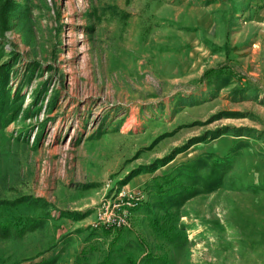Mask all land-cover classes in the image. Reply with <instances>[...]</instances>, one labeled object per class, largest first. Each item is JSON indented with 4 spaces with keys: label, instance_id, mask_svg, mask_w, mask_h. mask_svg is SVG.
Masks as SVG:
<instances>
[{
    "label": "rangeland",
    "instance_id": "obj_1",
    "mask_svg": "<svg viewBox=\"0 0 264 264\" xmlns=\"http://www.w3.org/2000/svg\"><path fill=\"white\" fill-rule=\"evenodd\" d=\"M0 225V264H264V0H0Z\"/></svg>",
    "mask_w": 264,
    "mask_h": 264
},
{
    "label": "built area",
    "instance_id": "obj_2",
    "mask_svg": "<svg viewBox=\"0 0 264 264\" xmlns=\"http://www.w3.org/2000/svg\"><path fill=\"white\" fill-rule=\"evenodd\" d=\"M138 196V192L133 193L132 191L120 194L117 202H113L110 206L107 205L105 207L102 215L99 217L101 223L115 227L127 225L130 214L129 210L138 203Z\"/></svg>",
    "mask_w": 264,
    "mask_h": 264
},
{
    "label": "trees",
    "instance_id": "obj_3",
    "mask_svg": "<svg viewBox=\"0 0 264 264\" xmlns=\"http://www.w3.org/2000/svg\"><path fill=\"white\" fill-rule=\"evenodd\" d=\"M6 1V0H4ZM210 71V70H209ZM205 73V72H204ZM204 75V74H203ZM8 229H5L3 226L0 225V235H4L6 232L3 231H7Z\"/></svg>",
    "mask_w": 264,
    "mask_h": 264
}]
</instances>
